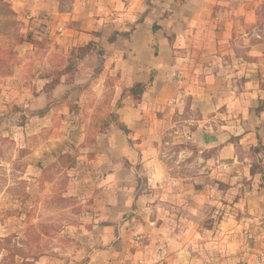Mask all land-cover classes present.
Returning a JSON list of instances; mask_svg holds the SVG:
<instances>
[{"label":"rangeland","instance_id":"1","mask_svg":"<svg viewBox=\"0 0 264 264\" xmlns=\"http://www.w3.org/2000/svg\"><path fill=\"white\" fill-rule=\"evenodd\" d=\"M3 10L0 7V264H35L43 257L52 264H88L101 250L106 264H264V195L258 198L255 194L261 188L264 191V180L260 173L255 174L260 182L254 175L245 176L243 169L248 162L251 166L261 163L260 152L251 147L235 149L240 164L225 160L229 165L222 170L220 177L225 182L218 191L224 197L197 212L188 211L189 216L181 215L183 204L169 202L167 196L183 194L189 188L179 181L170 186L164 180L146 184L144 171L136 164L131 206L111 227L110 239L99 243L97 229L103 220L94 232L86 212L90 208L80 202L82 190L77 191L79 185L74 191L68 188L69 172L81 159L94 155L85 150L99 142L96 135L111 108L114 84L107 81L106 88L96 89L88 82L73 90L69 85L64 101L59 100L63 96L53 97V81L77 85V51L60 54L47 30L23 21L21 14L19 19L4 16ZM56 35L57 31L52 36ZM41 93L60 103L44 117L30 116L29 111L44 103ZM183 105L176 121L167 126L169 131L174 125L178 133L166 131L158 141L171 158L167 177L192 179L195 187L191 190L198 194L200 184L194 181L203 171L198 164L213 156L216 148L199 149L194 140L179 143L185 133L190 134L188 130L194 132L202 125L197 123L198 111L190 109L191 101ZM226 109L221 104L218 111ZM204 125L215 129L213 123ZM183 146L187 154L180 155ZM62 152L65 156L58 158ZM72 157L74 166L66 168ZM82 161L74 177L80 178V171L88 166ZM101 174L97 169L90 173L96 178ZM142 193L145 197L140 199ZM158 203L175 207L172 216L167 206L159 208ZM122 223L128 224L124 231Z\"/></svg>","mask_w":264,"mask_h":264},{"label":"crops","instance_id":"2","mask_svg":"<svg viewBox=\"0 0 264 264\" xmlns=\"http://www.w3.org/2000/svg\"><path fill=\"white\" fill-rule=\"evenodd\" d=\"M10 7L18 19L21 14L23 21L47 30L60 54L66 55L68 49L77 51L75 84L90 82L96 89L106 88L107 81L114 84L109 113L114 111L123 88L148 80L151 70L156 72L140 101L134 104L127 96L117 110L128 133L113 126L105 133L98 132L99 142L88 144L85 150L94 155L81 159L69 172L68 188L74 191L79 185L77 191L82 190L80 202L90 208L86 212L94 232L103 220L97 229L99 243L110 239L111 227L131 206L136 164L142 167L146 184L157 185L164 180V185L170 186L179 181L189 188L188 193L167 194L169 202L183 204L181 215L189 216L188 211L197 212L208 202L224 197L218 193L219 185L225 182L220 176L229 165L225 160L240 164L237 146L246 149L258 141L264 146V112L256 116L253 110L264 98V0H10ZM55 31L58 35L52 36ZM116 32H129V36L117 34L111 40ZM89 43L94 46L79 54L80 47ZM97 48L103 50L98 73ZM69 85L60 80L52 96L61 98ZM40 101L43 105L36 108L46 104L44 93ZM185 101H191L190 109L198 111L197 123L215 125L209 129L198 124L179 141L194 140L199 149L216 148L213 156L198 164L203 170L194 181L200 184L198 194L191 190L195 187L192 179L167 177L171 158L158 141L166 131L178 133L174 125L169 131L167 126L176 121ZM219 104L227 109L219 112ZM183 153L187 154L186 146L179 151ZM259 157L264 166V150ZM82 160L88 166L82 168L80 178L74 177ZM189 162L193 164L191 159ZM250 166L248 162L243 167L247 177ZM93 169L103 174L96 178L90 175ZM252 178L260 180L256 175ZM209 189H215L217 195ZM255 194L264 195V191L261 188ZM158 206H167L170 216L175 210L172 205ZM120 226L123 231L128 228L125 223ZM103 253L97 251L88 264H106ZM52 263L46 257L35 262Z\"/></svg>","mask_w":264,"mask_h":264},{"label":"trees","instance_id":"3","mask_svg":"<svg viewBox=\"0 0 264 264\" xmlns=\"http://www.w3.org/2000/svg\"><path fill=\"white\" fill-rule=\"evenodd\" d=\"M0 7L2 9H4L3 12H2V14L4 16H8L9 17L10 15H12L14 18L17 17L16 13L10 7L9 0H0ZM153 28L155 30V29H157V26L154 25ZM117 34L123 36L124 38H128V36H129V32L128 33L116 32V33H113L111 40L113 38H115V36ZM92 46H94V45L89 43V44L85 45L84 47H80L79 50H81L82 52L78 51L79 54H85L86 52H88L92 48ZM97 54H98V65L96 67V73H98L101 70V65L103 63V59H102L103 50L101 48H97ZM77 61L75 62L76 64H77ZM155 75H156V72L154 70H151L148 80L140 81V82H133V84L131 86L123 88L122 92H121V95H120V98L117 100V102H116V104L114 106V111L108 113L101 120V123H100L98 131L101 132V133H105L111 126H113L116 129H118V130L122 131L123 133L127 134L128 133V129L126 128V126L123 123H121L119 121L117 110L123 106L122 101L127 96L131 98V100H132V102L134 104H136L138 101H140L141 96L146 91V89L150 86V84L152 83ZM59 82H60V79L53 81L51 83L50 88L53 89L54 86H56ZM67 83L73 85L71 90H73V89H82L83 87L88 86V83H86L84 85H74L73 82H71V81H68ZM262 88L264 89V83L262 84ZM68 93L69 92L65 93L64 96L61 98L62 100L61 99H59V100L60 101H64L67 98ZM47 97H48V95H47ZM59 100L52 99L51 101H49L48 98H47V102L42 108H38V109H34V110L29 111L30 116H38V117L46 116L49 113V111L53 108L54 105H57L58 103H60V102H58ZM253 110H254V114L256 116H260V114L262 112H264V98L260 99L259 101H257V105L254 107ZM251 150L256 152V153H259V152H262L264 150V146L261 144L260 141H258L255 146L251 147ZM64 156H65V153H63V152L60 153V154L58 153V158H62ZM73 158L74 157L71 158V163L68 164L66 168H70V167L74 166L73 162H74L75 159H73ZM257 167L259 169H257ZM249 173H250L251 176L255 175L256 173H260V179L264 180V166H262L261 163L253 164L250 167Z\"/></svg>","mask_w":264,"mask_h":264},{"label":"built area","instance_id":"4","mask_svg":"<svg viewBox=\"0 0 264 264\" xmlns=\"http://www.w3.org/2000/svg\"><path fill=\"white\" fill-rule=\"evenodd\" d=\"M59 31H61V29H59ZM256 264H260V262H257Z\"/></svg>","mask_w":264,"mask_h":264}]
</instances>
